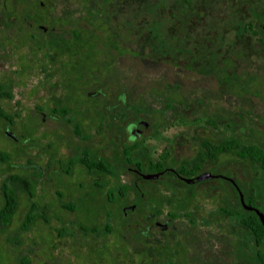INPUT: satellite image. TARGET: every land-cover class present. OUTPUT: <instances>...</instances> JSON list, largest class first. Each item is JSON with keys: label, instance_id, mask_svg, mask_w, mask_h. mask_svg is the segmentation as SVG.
<instances>
[{"label": "rangeland", "instance_id": "obj_1", "mask_svg": "<svg viewBox=\"0 0 264 264\" xmlns=\"http://www.w3.org/2000/svg\"><path fill=\"white\" fill-rule=\"evenodd\" d=\"M52 1L55 6L50 15L57 16L63 13L64 9H79L83 6L84 0ZM37 2L45 1L37 0ZM180 2L181 0H112L110 10L114 13L115 22L133 17L135 20L132 26H140L142 22L149 21V25L157 28V32L152 30L153 37L157 33V40L156 42L152 40V45H144L147 44L145 42L147 35L139 33L137 43L133 42L128 46L131 50L129 54L118 55L115 60V69L109 73L103 71L102 62L109 60L106 53L97 52V58H94L92 64L85 62L83 65L86 69L93 70L96 77H102L107 83L110 79L111 84L106 88L112 86L118 92L123 84L122 77L125 76V86L128 89L129 101L134 104L133 106L138 105L142 110L158 105L164 107L169 99L181 118L216 119L220 117L225 124V130L220 136L217 134V138L227 137L231 130L244 142L259 143L264 146V49L250 37L240 42L241 39L237 40L232 31L224 33L223 38L214 41L216 36L212 35V38L209 33H214L222 29L219 28L220 25L224 26L229 23L223 1L210 6V11L205 17L202 16V19L199 15L196 14V17L195 13H189L187 10V15L182 14L184 18L182 23L174 18L173 22L167 24L171 9H174L178 16L179 9L176 5ZM11 4L12 0H0V5L6 8H10ZM90 5L94 6V2L91 1ZM203 6L206 5H196L193 11L196 12ZM229 11L232 14V11ZM20 12H24L22 6L16 9L10 27L3 25V17L0 13V81L3 85L12 81L9 92L13 95L12 100L6 99L3 102L0 100V105L7 113L17 112L19 115L15 123L10 126H6V123L0 120V149L7 151L11 157L9 165L4 167L2 163L0 164V188L6 175L28 174L31 156L41 153V148L32 149L29 145L33 137L32 133H35L37 140L41 141L43 131L42 125L36 124V121L32 119L36 117L31 108L32 104L34 101H37L39 105L42 104V99L47 94L48 83H56L57 79L63 80L64 84L73 82L79 76L76 70L81 64L80 61L75 60L74 54L67 56L59 52V49L64 47L63 43H60L59 48H55L56 50L49 49L47 42L50 38L48 36L42 37L46 43L45 48L38 49L36 40L39 37L36 33L39 31L31 27L29 22L31 18L27 23L18 24L17 19L20 17ZM241 12H237L238 21L240 16L241 19L250 17L248 2L241 4ZM114 21L110 22V30L106 31L107 34L101 23H95V32L83 51L84 56L95 53L96 50H92V45H107L114 41V37L108 36L113 33V27L117 24ZM44 25L41 24V27L43 28ZM80 26L89 28L83 22ZM260 26L264 30V19L260 22ZM167 29L175 31L178 38H174L175 51L171 50L169 53L170 56L174 55L176 63L173 60L172 62L157 60V42L158 44H171L162 39V32ZM203 29L209 32H203L206 37L202 33ZM49 31L50 28H47V31L42 33L46 34ZM71 31V27L67 26L58 28L54 32L70 38ZM119 32L122 33V30L119 29ZM201 36L203 41L201 40L200 43L198 41ZM211 40L214 43H211ZM236 47L243 51V57L237 56L239 51L241 54V50ZM63 49L70 53L66 47ZM47 52L52 53V57ZM123 52L126 51L123 50ZM213 52L220 53V56L208 60L209 57L214 56ZM199 56L207 59L198 58ZM182 60L188 64L184 62L177 64ZM201 64L207 66L206 70L198 69ZM53 75L57 76L52 78ZM90 76L89 72L87 77L90 78ZM106 88L102 87L104 93H108ZM33 90H36L35 94L31 93ZM77 99H82V95ZM14 100L20 105L14 104ZM148 113L143 115L151 117L152 113ZM135 115L130 112L131 117ZM226 124L229 127H226ZM7 130L11 132L13 138L6 135ZM210 130H212L211 127L206 130H195L190 125H177L163 132V140H148L147 144L154 150L151 154L154 158L163 150L170 151L167 164L172 166L176 165L179 159L191 157L194 147L190 145V141L194 133L207 135ZM216 132L218 133L215 131V134ZM149 133L150 131L145 132V138H148ZM35 161L41 162L42 159L39 156ZM216 167L225 168L226 176L235 178V175L243 193L252 194V207L264 215L263 170L257 166L248 165L230 153L220 155ZM86 183L89 184L90 181ZM80 192L81 197L71 192L73 196L70 199L77 203L80 197L81 202L73 205L63 204L74 206L73 211L61 209L59 206L51 207L46 213L47 223L40 219L29 229L23 230L20 224L29 204L25 192L18 189L16 214L8 226L0 227V264H18L19 259L24 256L30 258L31 264H159L157 260H166L168 255L164 252L166 248L163 249V254L158 255V250L162 251L159 243L156 242L153 247H143L138 244L139 239L135 233H127L118 224L116 225L118 231L107 235L104 232V226L111 222H118V219L115 218L112 221L111 218H103L101 224L98 223L99 214L104 212L105 208L102 204L104 193L92 199L90 196L83 195L84 192H92V189L86 188ZM199 192L203 193L202 198L195 200L194 203L200 202L202 206L209 208V211L213 210L216 205V208L220 207L228 212L229 210L238 211L237 216L221 218L222 229L219 233L217 232L219 236H213L210 233L214 240L210 243L213 246V248L210 246L213 258L206 256V260L211 264H255L252 253L256 251L251 244L252 238L246 229L235 223L245 214L237 205L232 187L213 181L200 188ZM49 193L53 196L50 186ZM36 200L41 202H39L40 210L44 209V202L40 198ZM1 202L0 190V205ZM57 213L60 219L56 218ZM199 213L203 214L202 211ZM215 216L218 215H212L209 219H214ZM79 225L95 226L99 230L96 235H84ZM178 228L182 233V244L186 245L185 243L189 242L192 247L188 254L182 252L187 250L186 247L179 249V258L174 261L178 264H197V260H204L201 251L205 250L203 240L209 238L210 234L207 233L209 229L206 230L196 225L193 228L197 231H193L186 223H180ZM192 233L194 235H191ZM151 238L157 240V237ZM169 241L168 244H171L172 241ZM172 246L174 253L177 248ZM220 250H222L221 253H219Z\"/></svg>", "mask_w": 264, "mask_h": 264}, {"label": "flooded vegetation", "instance_id": "obj_2", "mask_svg": "<svg viewBox=\"0 0 264 264\" xmlns=\"http://www.w3.org/2000/svg\"><path fill=\"white\" fill-rule=\"evenodd\" d=\"M21 2V0H12L10 6V8L14 6L12 12L8 11L10 8L0 5L4 26L13 23V15L18 7L22 6L25 12H28L32 7L30 0H27L25 4ZM39 5L40 8L42 6L41 9L44 8V2H39ZM79 9L81 12H85L84 8L80 7ZM81 12L79 15L77 14L80 21L74 24L75 27L72 26L78 34L76 44L88 43L95 32V24L82 20V17H80ZM66 14L67 9H64L62 15L66 16ZM25 15L29 19L32 18L34 12L31 9L30 13L24 14V17H26ZM27 20L19 23V19H17L18 24L27 23ZM29 22L35 30L47 31L48 25L45 24L42 28L41 24L36 26L32 20ZM82 22L89 28L80 26ZM116 23L113 27L112 36L117 44L123 45L126 51L124 52L125 54H129V51H131L128 47L130 43H137L136 40L139 39V33L147 35L145 39L147 44H153L152 40L155 42L157 40V33H155L154 37L152 36V30L154 29L157 32V28L149 25V22L146 24L142 23L140 26H132L129 22ZM60 25L59 29L69 26L66 22H61ZM119 29L122 30V33L119 32ZM206 33L209 32L206 31ZM209 34L211 37L212 35L215 36L214 33ZM39 40H43V38L39 37L36 41ZM42 48H45V46ZM84 49L85 47L82 50L84 51ZM83 51L74 55L76 57L75 60L81 62L76 72L78 74L82 73L86 78H89L87 74L90 72L91 76L87 81L88 83L85 80L76 78L75 83L64 84L63 80L57 79L56 83L47 84V94L42 99V104L39 105L37 101L32 104L31 108L36 115L32 119L36 121V124L42 125L43 131L40 138L41 141L37 140L35 133H32L33 137L29 141L31 148L39 147L41 148V153H35L31 156L29 173L25 175L28 186L26 193L28 204L39 206L41 202L36 199L40 198L44 202L43 211L48 213L51 207L59 206L61 208L63 204L73 205L81 202L80 197L82 194L80 191L83 189H92V192H84L83 194L85 197L90 196L92 199H96L98 195L104 193L102 204L105 208L103 209L104 212L99 215L106 219L111 218L112 221L115 218L118 219V222H111V224L104 226V232L107 235L117 232L116 225L118 224L127 233H135L139 239L138 244L143 247H153V244L159 243L162 251L158 250V255L164 252L168 253L165 261L157 260L159 264H178L174 259L177 260L179 258V249L186 247L187 250L182 252L188 254L192 247L189 242L185 243L186 245L182 244V233L178 225L186 223L193 231L195 230L193 227L199 225L206 230L209 229L207 230L208 234L212 233L213 236H219L217 232L219 233L222 229L221 218L226 216L223 213L224 209L216 208L217 205L211 212L209 208H205L200 202L194 203L195 200L198 201L202 198L203 193L199 192L200 188L213 181H217L220 184L225 183L237 190L239 198V192L241 191L236 181V176L234 175L235 178L226 176L224 173L227 172L225 168L216 167L218 158L222 154L215 160H204L200 170L194 174L186 175L182 173L186 172L188 174L191 172L192 166L184 167L181 165L185 161L192 162L200 155V142L202 140L215 141L224 139L225 136L217 138L216 135L220 136L223 134L225 124L220 120V117L216 119L209 117L192 119L180 117L171 125L162 129V135L166 129L177 125H190L195 130H206V128L211 127L212 130L207 135L196 132L191 136L190 145L194 147L191 157L179 159L176 165L171 166L167 164V160L170 157V151H168L169 156L162 163L161 154L164 150L154 158L151 155L154 150L148 147L149 145L147 144L148 140H157L155 136L157 134V117H145L146 115H143L146 114L144 109L142 110L138 105L133 106L134 104L129 101L128 89L125 86V76L122 77L123 84L120 92L111 86L110 88L105 87L108 93H104V90H102L104 86L97 84L98 81L94 71L86 69L83 65L85 62L92 64L94 58H97V53H94L95 55H91L92 53L90 55L85 54L84 56ZM48 54L51 56L52 53ZM106 55L108 56L107 59H110V56ZM55 76L57 75H53L52 78ZM11 85L12 81L4 85L0 81V94L9 92ZM31 93L35 94L36 90ZM80 95H82V99L78 100L77 98ZM6 99L12 100L13 95L10 93L9 98H3L0 95L1 102L6 101ZM13 103L20 105L15 100ZM135 107L139 108V112L134 111ZM0 111L2 115L0 120H3L6 126L15 123V119L19 117L17 112L7 113L1 105ZM130 112L136 115L131 117ZM210 121H213V125H210ZM145 123L147 126L136 137L130 133L131 128L143 127ZM147 131H150V133L148 138H145V132ZM215 131H218V133L216 132L215 134ZM6 135L13 138V135L8 130ZM163 139L162 136L160 140ZM81 154L88 156L89 160L93 162L94 167L92 169L79 164H71ZM131 154L132 156H130ZM39 156L42 161H35L38 160ZM161 164V168L157 169ZM152 166L156 170L149 171ZM202 173H208L212 177L199 181L195 180V177ZM147 174H157V177L145 179L143 176ZM88 180L90 181L89 184L86 183ZM49 186L53 190V196L52 193H49ZM71 192L80 196L77 203L74 202L75 200L70 199L73 196ZM200 211L203 212L202 215H200ZM215 214L218 216H215L214 219H209L210 216ZM55 215L56 218L60 219L59 213ZM200 216L201 219H199ZM235 223L239 224V220ZM98 230L96 228L97 232ZM191 235H194V233ZM151 237H157V240ZM205 238L207 237L205 236ZM212 238L210 234L209 238L203 240L205 250L201 251V253L204 260H197V264H211L210 261L206 260V256H211L210 243L211 240L214 242ZM169 240L172 241L171 244H168ZM251 244L257 252L256 243L252 241ZM172 245L177 248L174 253L172 252ZM221 252L222 250L219 253ZM256 252L252 253V256L256 255ZM211 258L213 257L211 256Z\"/></svg>", "mask_w": 264, "mask_h": 264}, {"label": "trees", "instance_id": "obj_3", "mask_svg": "<svg viewBox=\"0 0 264 264\" xmlns=\"http://www.w3.org/2000/svg\"><path fill=\"white\" fill-rule=\"evenodd\" d=\"M21 1H22L21 3H24V4L27 2V0H21ZM30 1L32 5L30 10L32 9V12H34V15L31 18L32 22H34L36 26L40 24H46L48 25V28H50V31L46 34L41 33L40 31L36 33V36L40 38H42L43 36H48L50 38L49 42H47L49 45V49L56 50L55 48H59V44L63 43L64 47H62V49L60 48L61 50L59 49V52H62L66 55H70V54L77 55L79 52L83 51L82 49L86 47L87 43L86 44H76V41L78 40L77 39L78 34L75 31L76 29L72 27V26L75 27L74 24L80 21L79 16H77V14L79 15L81 12L80 9H68L66 16L62 15V13L58 14L57 16H51L50 13L55 6V4L52 3L53 2L52 0H51L52 2L49 0H44L45 2H44L43 9L40 8L39 2H37V0H30ZM91 1L94 2V6L90 5ZM218 1L224 2L225 5L223 6L227 9V17H229V23L225 24L224 26H221V25L219 26V28H222V29L214 32L216 36L214 41H217L218 39L223 38L224 33H228L229 31H232L234 34V37L237 40L241 39L240 42H243L244 40H246V38L247 39L252 38L254 42H257V45L259 47L264 49V30H263V27L260 26V22L264 19V0H211L210 2H208V0H181L179 5H176V7L178 6V9H179L178 16L176 15V11L174 12V9H171L169 11L171 13L169 20L166 23L168 24V23H171V21L173 22L174 18H176V21H179V23H182L181 21L184 20V18H182V14L187 15L188 14L186 13L187 10L189 13H195V15L196 14L199 15V18L202 19L203 17L206 16L207 12L210 11V6L216 5ZM244 2H248L249 4L250 17L248 19L242 17L241 19V16H240L239 21H238L236 19L237 12L242 13L241 4H243ZM111 3H112V0H84L82 4L83 6L81 7L84 8L85 12L82 11L80 17H82L81 18L82 20H87L88 22L93 23V24H95L96 22H99L106 29L104 32L109 31L110 30L109 24L110 22L114 21V18H113L114 13H111V10H110V7L112 5ZM196 5H199V6L206 5L207 7L203 6L202 9H198L196 10V12H194L193 9H194V6ZM162 6L164 7V3H162ZM30 10L28 12H25V10L23 9L24 12H20L19 23L20 21L24 22L28 19V16L25 15L26 17H24V14L30 13ZM229 10L232 11V14ZM28 20H30V18ZM133 20H135L133 17H129V18H124L120 20V22L121 23L129 22L131 25L134 22ZM61 22H66L71 27V30H72L71 37H73V39H71V37L65 38L63 35L53 32L54 30L58 29L61 26L60 25ZM148 22L149 21L147 22L144 21L142 23H148ZM10 26H12V24H8L6 27H10ZM204 31H207V30L203 29L202 33ZM203 35H205V33H203ZM108 36L113 37L112 34ZM202 36L198 41L200 43L202 40ZM175 37H176L175 31L173 32V30L171 29L170 30L167 29V31L164 30V32H162V39L165 41H169L167 43L168 44L171 43V44L170 45L161 44V43L158 44L159 42H157V60H166V61L168 60L169 62H172L173 60V62L176 63L174 60V55L173 56L169 55L171 50L175 51V45H174ZM211 41H212L211 43H214L213 40ZM36 43H37L38 49H41V47H44L46 45L44 40L36 41ZM144 45H152V44L145 43ZM65 47L66 49L70 50V53L67 50L63 49ZM92 47H93L92 50L94 49L96 50L95 53L102 52L110 56V59L107 62H102L103 71H105L106 73H109L115 69L116 57L124 53L123 45L117 44L115 41H112L108 43L107 45H104V44L103 45L97 44L95 46L92 45ZM236 49H240V48L236 47ZM196 52H198V50ZM218 56H220V53L218 54L214 53V56L209 57L208 60L217 58ZM237 56L243 57L244 56L243 51L241 50V54L239 51V54H237ZM198 58H203V57L199 56ZM203 59H207V58H203ZM181 62L188 64L185 60L184 61L182 60L180 62L178 61L177 64ZM202 65L203 64L199 65L198 69L200 71L206 70L207 66L205 65L202 66ZM78 78L85 80V82L88 83L87 81L89 80V78H86V76H84L82 73L79 74V76H77V79ZM96 79L98 81L97 84L100 86L108 87V85L111 84L110 79H108V83L102 77H97ZM75 80L76 79H74L73 82H75ZM0 95L3 98H9L10 93L3 92ZM171 102L172 101L168 99L164 107L158 105L157 107H153V108H146V109L144 108V111L146 114L149 112L148 114L152 113L151 117L153 116L157 117V134H155V136L157 137V140L162 139V133H161L162 129H164L165 127H168L169 125H171L173 122H175L177 119L180 118V116H178L177 111L175 110V107L173 106ZM134 109H135L134 110L135 112H139L138 107H135ZM0 116L2 117L1 114ZM212 122L213 121H210V125H213ZM226 127H229V126L226 124ZM229 131H230L228 133L229 135L227 137H224L223 140H215V141L202 140L200 142V147H201L200 155L196 157L192 162L185 161L181 165L184 167L192 166L191 172H189L188 174L186 172H182V173L186 175L194 174L195 172L200 170V166L202 165L204 160H210V161L215 160L220 154H223V153L224 154L230 153L233 156H235L237 159L243 162H246L250 166H253V167L257 166L259 169L263 170L264 172V146H262L259 143L244 142L243 140L240 139L238 135H235L233 132H231V130ZM130 156H132V154ZM168 156H169L168 150H164L163 153L161 154L162 163L166 161ZM10 160H11L10 154L7 151L0 149V164L2 163V165H4L5 167L6 165H9ZM71 164L83 165L87 167L88 169H92L94 167L93 162L89 160L88 156L83 155V154L78 155L75 158V161L72 162ZM97 165H100V164H97ZM161 166L162 164L160 165V167H157V169H160ZM154 170H156L154 166H152L149 169V171H154ZM27 187L28 186H27V180H26L25 175L8 174L5 176V178L3 179V182H1V188H0L1 200H2L1 205H0V227L1 226L6 227L11 223L18 209V189L22 190L26 194ZM231 187L233 190V194L237 200V205L240 207V210H242L243 213L245 214L239 219V225L243 227L244 229H246V231L250 234L252 241H254V243H256L258 247L256 255H253L254 262L255 264L256 263L264 264V230L260 222V219L254 212L245 210L241 206L239 202L237 190L233 186ZM239 189L243 195L244 202L246 203V205L252 206V198H253L252 194L246 195L245 193H243L240 187ZM61 208L67 209L69 211H73L74 206L61 205ZM236 212L238 211H235V212H233L232 210H229V212L228 210L223 211V213L229 217L237 216L238 213ZM46 217H47V214L43 211V209L40 210L38 205L29 204L22 218L20 227L23 230H27L36 221L40 219L43 220V222L47 223L48 219ZM78 227L84 235H96L98 233L96 231V228L98 227H95V226L84 227V226L79 225ZM59 235L61 234L59 233ZM18 264H31V260L28 256H24L19 259Z\"/></svg>", "mask_w": 264, "mask_h": 264}, {"label": "water", "instance_id": "obj_4", "mask_svg": "<svg viewBox=\"0 0 264 264\" xmlns=\"http://www.w3.org/2000/svg\"><path fill=\"white\" fill-rule=\"evenodd\" d=\"M13 9H14V6H12L10 9H8V11L12 12ZM146 126H147V124L145 123L143 127H135V128L133 127V128H131L130 133L136 137L139 133H141L144 130V128ZM143 177L145 179H153V178L157 177V174H147V175H144ZM211 177H212V175H210L208 173H202V174L198 175L197 177H195V180L199 181V180H204V179H210ZM189 181H191V180H189ZM239 200H240L244 209L249 210V211L252 210L253 212H255V214L260 219V222H261L263 230H264V215L262 213H260L256 208L249 206V205H246L241 192H239ZM102 219H103V216H100L99 224H101Z\"/></svg>", "mask_w": 264, "mask_h": 264}]
</instances>
